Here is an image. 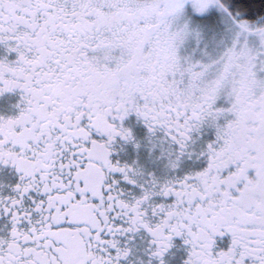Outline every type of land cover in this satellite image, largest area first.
Listing matches in <instances>:
<instances>
[{"label":"snow or ice","instance_id":"1","mask_svg":"<svg viewBox=\"0 0 264 264\" xmlns=\"http://www.w3.org/2000/svg\"><path fill=\"white\" fill-rule=\"evenodd\" d=\"M0 264H264V0H0Z\"/></svg>","mask_w":264,"mask_h":264}]
</instances>
